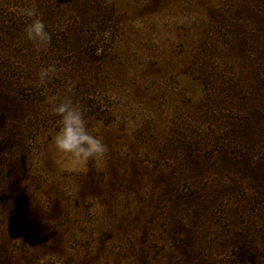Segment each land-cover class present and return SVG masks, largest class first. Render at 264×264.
I'll return each instance as SVG.
<instances>
[{
	"label": "rangeland",
	"instance_id": "374dc122",
	"mask_svg": "<svg viewBox=\"0 0 264 264\" xmlns=\"http://www.w3.org/2000/svg\"><path fill=\"white\" fill-rule=\"evenodd\" d=\"M69 81L101 161L53 143ZM0 264H264V0H0Z\"/></svg>",
	"mask_w": 264,
	"mask_h": 264
},
{
	"label": "clouds",
	"instance_id": "9594fccd",
	"mask_svg": "<svg viewBox=\"0 0 264 264\" xmlns=\"http://www.w3.org/2000/svg\"><path fill=\"white\" fill-rule=\"evenodd\" d=\"M17 15L26 18L23 34L37 51H44L51 45L52 35L40 17L35 6L22 7ZM56 64L50 63L40 69L38 80L41 85L48 83L57 73ZM73 84L67 82L62 95H52L48 99L50 115L57 117V131L53 137L56 149L69 155L81 164L89 160L101 161L108 153V147L101 137L92 134L86 126L83 106L73 99Z\"/></svg>",
	"mask_w": 264,
	"mask_h": 264
},
{
	"label": "trees",
	"instance_id": "16d2710c",
	"mask_svg": "<svg viewBox=\"0 0 264 264\" xmlns=\"http://www.w3.org/2000/svg\"><path fill=\"white\" fill-rule=\"evenodd\" d=\"M51 35H52V38H53V37H54L53 34H51ZM53 41H55V40L52 39V40H51V43H52ZM9 110H10V109H7V112H9Z\"/></svg>",
	"mask_w": 264,
	"mask_h": 264
}]
</instances>
